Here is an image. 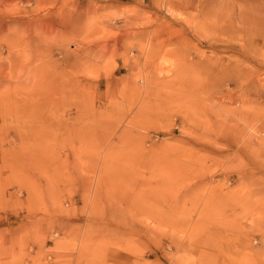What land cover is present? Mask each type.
Instances as JSON below:
<instances>
[{"label":"rangeland","instance_id":"rangeland-1","mask_svg":"<svg viewBox=\"0 0 264 264\" xmlns=\"http://www.w3.org/2000/svg\"><path fill=\"white\" fill-rule=\"evenodd\" d=\"M263 39L264 0H0V264H264Z\"/></svg>","mask_w":264,"mask_h":264},{"label":"bare ground","instance_id":"bare-ground-1","mask_svg":"<svg viewBox=\"0 0 264 264\" xmlns=\"http://www.w3.org/2000/svg\"><path fill=\"white\" fill-rule=\"evenodd\" d=\"M262 6H263V5H262ZM242 19H243V18H241V19L237 18V19H236V22L239 21V20H242ZM242 22H243V21H241V23H242ZM237 23H239V22H237ZM242 24H243V23H242ZM244 24H245V23H244ZM245 25H246V24H245ZM243 27H244V26H243ZM262 43H264V39L262 40Z\"/></svg>","mask_w":264,"mask_h":264}]
</instances>
